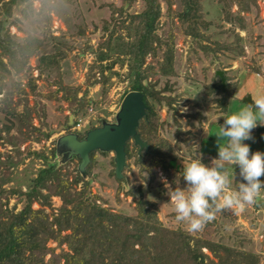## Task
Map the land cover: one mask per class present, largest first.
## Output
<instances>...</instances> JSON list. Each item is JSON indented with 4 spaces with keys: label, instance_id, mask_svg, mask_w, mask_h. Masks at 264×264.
Returning a JSON list of instances; mask_svg holds the SVG:
<instances>
[{
    "label": "rangeland",
    "instance_id": "rangeland-1",
    "mask_svg": "<svg viewBox=\"0 0 264 264\" xmlns=\"http://www.w3.org/2000/svg\"><path fill=\"white\" fill-rule=\"evenodd\" d=\"M31 1L33 11L28 18H22V6L13 10L10 21L16 19L18 22L9 25L10 34L19 41L33 37L43 40L40 53L65 51V56L61 59L59 67L41 74L35 68L38 56H32L21 73H11L6 79L4 93L0 95V128L10 122L12 126L8 132H0L2 217L17 213L21 209L24 203L22 193L31 189L38 170L46 166L44 159L38 158L35 153L46 156L48 161H59L60 166H63L60 176L70 179L75 174L80 160L70 158L60 162L56 155L50 159L56 139L75 130L87 132L90 127L100 126L103 121L113 122L124 93L129 92V79L125 77L126 64L120 66L115 63L110 71L105 72V75H110L105 95L101 93L100 84L88 88L83 115L74 117L70 113L68 102L47 96L53 91L58 97L61 96L59 83L71 87L80 86L78 96L84 93L87 89L85 77L88 67L98 62V47L105 38L101 35V26L104 20L109 19L110 6H119L120 0H46L41 9V0ZM160 3L161 17L157 33L166 37L171 32L174 37L175 75L168 79L154 76L153 80H157L158 89L168 81L172 87L169 95L175 98L173 106L177 112L174 114L165 105H155L158 115L157 135L173 146L177 156L175 166L169 172V179L158 167L153 169L152 177L147 175L144 178L146 173H139L132 157L126 159L122 183H119L111 173L114 153L95 152L91 172L82 176L90 181V189L98 195L99 202L112 211L134 215L135 200L141 192L146 199L157 205V216L164 226L187 230L185 222L175 219L173 205L168 201V185L174 188L185 187L179 177L183 167L194 158L193 144L199 146L201 162L208 164L216 156V135L223 119L247 106L246 104H251L256 96L264 95V0H256L257 6L242 12L243 28L240 27L239 21L226 20L225 17L228 6L232 14L236 13V4L229 3L228 0H199V14L203 22V25H199V31L203 34L200 42L207 47V54L199 48L198 42L185 34L186 24L181 23L177 15L172 19L168 17L165 12V0H160ZM138 6L136 1L127 11H137ZM182 7L179 0H171L173 13L181 12ZM223 43L231 45L233 49H218L217 45ZM239 48L242 49V54L238 52ZM115 56L114 53L110 54L103 63H108ZM159 59L161 51H158L156 58L150 56L146 61L155 63ZM217 71H222V77L223 73L226 77H223V87L221 84L225 96L222 104L217 102L222 95L218 92L210 94L206 88L217 81L214 77ZM96 75L98 76V73ZM32 78L35 79L36 86L34 93L29 91L27 85ZM16 84L23 86L25 93H18ZM166 94L168 95V92ZM246 97H249L250 103L245 101ZM65 116L68 122L62 124ZM74 119L76 121L73 124ZM78 120L81 122L77 129L75 125ZM175 120L178 121L182 133L183 142L179 148L175 144ZM259 122L264 124V121ZM259 127L252 130V139L244 141L249 144L250 152H264V131L259 130ZM49 129H52V133L45 138L44 134ZM137 149L138 147L136 151ZM224 171L229 178L228 190H235L237 182L232 177L235 174V178L239 179L238 169L226 165ZM261 179H264V176ZM53 189L54 184L48 182L41 190L42 194L50 195V206H43L40 201H34L32 208L44 209L48 215L55 213L61 205V198L53 194ZM263 199L264 191L255 201L259 203L258 206L254 203L246 205L242 211L222 209L215 213L214 225L191 233L200 232L206 239L221 240L254 253L259 257V264H264ZM47 246L54 247L55 252L59 251L53 241H48ZM48 257L49 255L45 259Z\"/></svg>",
    "mask_w": 264,
    "mask_h": 264
},
{
    "label": "trees",
    "instance_id": "trees-1",
    "mask_svg": "<svg viewBox=\"0 0 264 264\" xmlns=\"http://www.w3.org/2000/svg\"><path fill=\"white\" fill-rule=\"evenodd\" d=\"M45 1H40V9L43 8ZM136 1L139 5L138 10L128 12L127 8ZM179 1L183 6L182 10L173 13L171 0H165L166 14L170 19L177 15L180 22L186 24L185 34L198 42L199 48L207 54V47L200 42L203 34L199 31V25H203V22L199 14V0ZM228 2L236 4L237 10L232 14L228 6L226 20H237L243 28L242 12L257 6L256 0ZM18 6H22V18H28L33 11L31 0H0V95L4 93L7 77L11 73H21L27 67L30 57L38 56L35 68L41 74L59 67L61 59L65 56V51L40 53L43 40L33 37L19 41L10 34L9 25L18 22L16 19L10 21L13 10ZM110 7L109 19L104 20L101 26V35L105 38L98 47L100 50L98 62L89 65L86 73L87 89L78 96L80 86L71 87L59 83L61 96L58 97L55 91L47 96L68 102V108L74 117L83 115L88 88L100 84L101 93L105 95L110 78L105 72L110 71L115 63L120 66L126 64L125 77L129 79V91L142 93L145 104V114L139 119L136 130L147 144L148 150L142 149L138 155L136 145L131 142L132 140H127L124 147L125 158L133 157L141 174L147 172L152 177L153 169L158 167L169 179V172L175 166L177 156L173 146L157 135L158 115L155 105H165L176 114L173 106L175 98L169 95L172 87L167 80L164 86L158 89V82L153 80V77L168 79L175 75L174 37L171 32L166 37H161L157 33L161 17L160 0H120L119 6ZM217 48L233 49L231 45L224 43L217 45ZM158 51H161V59L155 63L146 61L150 56L156 58ZM238 52L243 53L241 48ZM112 53L116 56L108 63H103ZM214 77L217 81L206 88L210 94L213 92L221 94L217 102L222 104L225 96L222 92L221 77L219 78L217 74H214ZM223 77L226 79L225 73ZM225 81L228 85L227 80ZM27 85L29 91L34 93L35 79L32 78ZM15 87L18 93H25L20 84H16ZM126 93L128 91L124 95ZM8 113L12 114L10 111ZM75 121L76 119L73 124ZM67 122L68 118L65 116L62 124ZM175 122L177 125L175 144L179 148L183 142L182 133L178 121ZM11 126V122L9 125H3L0 132H8ZM259 130L264 131V126H260ZM74 132L78 134L79 139L86 133L85 130ZM51 133L52 129H49L44 134L45 138ZM95 152L104 153L98 150L89 153L87 173L91 172ZM35 154L38 158L44 159L46 166L38 170L31 189L22 193L24 203L21 209L17 213L5 215L6 217H2L3 214L0 213V264H259L258 255L241 250L235 245L221 240L206 239L200 232L191 233L179 227L173 229L164 226L157 216V205L146 199L141 192L135 200L134 215L116 213L99 202L98 195L90 189V181L76 168L70 179L63 178L60 176L63 166H60L59 161H48L46 156ZM55 155L53 146L50 159ZM71 158L80 160L77 156ZM111 164L113 166L111 173L115 176L113 160ZM115 178L122 183L121 179L116 176ZM48 182L54 184L53 194L61 198V205L51 215L44 209L32 208L34 201H40L43 206H50V195L41 193ZM2 193L3 190L0 188V196ZM254 204L259 205L258 202ZM215 222L214 217L200 230L214 225ZM48 241L55 242L59 251L55 252L54 247H48ZM47 255L49 257L45 259Z\"/></svg>",
    "mask_w": 264,
    "mask_h": 264
},
{
    "label": "clouds",
    "instance_id": "clouds-1",
    "mask_svg": "<svg viewBox=\"0 0 264 264\" xmlns=\"http://www.w3.org/2000/svg\"><path fill=\"white\" fill-rule=\"evenodd\" d=\"M246 105L227 115L220 124L216 135V156L208 164L202 163L199 146L193 144L194 158L183 167L179 177L185 187L168 185V201L173 205L175 219L185 222L189 232L202 229L222 209L242 211L246 205L255 203L264 191V179H261L264 176V152H250L249 144L244 143L252 139L254 128L264 126L259 122L264 121V95L256 96L251 104ZM221 140L224 142L218 143ZM226 165L238 169L239 179L235 174L232 177L237 182L235 190H228ZM145 173L144 178L148 175Z\"/></svg>",
    "mask_w": 264,
    "mask_h": 264
},
{
    "label": "water",
    "instance_id": "water-1",
    "mask_svg": "<svg viewBox=\"0 0 264 264\" xmlns=\"http://www.w3.org/2000/svg\"><path fill=\"white\" fill-rule=\"evenodd\" d=\"M216 73L221 77L223 87L222 71ZM245 101L250 103L249 97H246ZM144 114L145 104L142 93L129 91L124 95L113 122L103 121L100 126L88 130L81 139L75 132L60 135L55 143L56 157H59L60 162H64L73 156H77L80 159L77 169L84 176L91 151H111L114 153L115 176L121 179L122 171L126 165L124 150L126 141L132 140L133 144L138 147V155L142 149L148 150L147 144L140 138L136 130L138 121Z\"/></svg>",
    "mask_w": 264,
    "mask_h": 264
},
{
    "label": "built area",
    "instance_id": "built-area-1",
    "mask_svg": "<svg viewBox=\"0 0 264 264\" xmlns=\"http://www.w3.org/2000/svg\"><path fill=\"white\" fill-rule=\"evenodd\" d=\"M80 122H81V120H78V122L76 123V125H75V128H79V126H80ZM264 200V199H263Z\"/></svg>",
    "mask_w": 264,
    "mask_h": 264
}]
</instances>
